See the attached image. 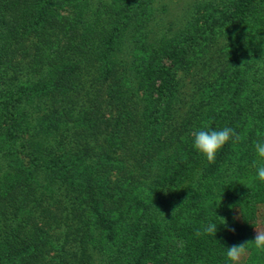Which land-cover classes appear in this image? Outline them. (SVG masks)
Wrapping results in <instances>:
<instances>
[{
  "label": "rangeland",
  "instance_id": "1",
  "mask_svg": "<svg viewBox=\"0 0 264 264\" xmlns=\"http://www.w3.org/2000/svg\"><path fill=\"white\" fill-rule=\"evenodd\" d=\"M235 5L0 0V99L22 96L9 108L23 139L42 161L70 171L66 178L63 169L38 171L26 180L28 159L7 135L10 120L0 116V264H201L189 254L185 230L212 208L222 220L217 207L227 191L245 186L259 194L245 219L243 207L234 209L233 234L247 232L252 241L256 228L264 230V183L255 181L253 167L261 163L254 143L264 140V0L241 20L230 16ZM179 47L185 53L172 67ZM166 68L174 77L161 103ZM205 125L240 136L216 155L227 182L210 177V198L199 181L212 163L191 135ZM80 127L91 136L71 139ZM96 129L102 132L95 139ZM80 174L87 176L76 179ZM78 180L115 197L81 195ZM91 198L106 225L81 216ZM230 202L237 203L232 196ZM223 254L219 264H229ZM241 264H264V252L249 245Z\"/></svg>",
  "mask_w": 264,
  "mask_h": 264
},
{
  "label": "trees",
  "instance_id": "2",
  "mask_svg": "<svg viewBox=\"0 0 264 264\" xmlns=\"http://www.w3.org/2000/svg\"><path fill=\"white\" fill-rule=\"evenodd\" d=\"M258 0H236V5L232 10L231 17L234 19H243L245 17V14L247 13L248 9ZM43 45H45V42L43 41ZM185 53L184 47H179L176 51V54L172 57L171 60V66H176L179 64L182 55ZM173 72L171 68H166L164 70L163 75L160 78V85L157 89V93L159 96V100L162 101L165 99L166 93L171 89L172 86V81H173ZM22 96H18L14 98L13 96L10 97V99H0V116L6 117L7 119L10 120V124L8 127L7 135L8 137L12 140V144L16 148V150L25 156L28 159V167L26 169V180H32L34 179V175L38 171H44L46 173L49 172H54V170L59 171L61 170V173L64 175V178L69 176V170L66 167H59L57 163L50 161V162H44L40 159L38 156L36 150L28 143L26 142L22 135L21 132L17 129L19 126V118H18V113L15 112L14 110H11L9 108V105L12 102H17L18 99H20ZM65 100V99H64ZM65 107H68V104H72L71 98H66ZM81 120H86V114L83 115ZM70 123V122H69ZM93 132L92 135H94V131L90 130ZM97 131L100 133L102 131L96 129V133L94 135L95 139L97 138ZM88 136H91V133L88 132V128H79L75 129V132L71 133V139L74 140H82L84 138H88ZM93 137V136H92ZM125 139V138H123ZM122 139V140H123ZM85 147H82V151ZM81 153V152H80ZM79 153V154H80ZM223 157V156H222ZM220 156L215 160L214 163L211 165V170H204L203 172L206 171V175L204 174V179L199 181L200 184V191L204 192V194L207 196V198H210V190H209V178L211 177L213 181L218 177H224L221 176L216 169V165L221 164L220 159H222ZM246 158L245 156L242 157V161H244ZM243 173V172H242ZM83 174L77 175L76 179L83 177V179L87 176H82ZM242 175V174H241ZM240 175V176H241ZM245 176V175H244ZM82 179V178H81ZM222 179V178H221ZM226 178L224 177L223 180H220V184L225 186L226 181H224ZM87 182H81L78 180V184H75L73 181V184L75 185L74 191L77 193L81 194H86L89 196H95L96 194H101L104 196H108L110 198H114L115 195H108L107 193L105 194L103 191H101L100 186H94V184H88L90 181L85 180ZM255 181H259L256 179ZM260 182V181H259ZM239 183V182H237ZM243 186V185H242ZM108 187V186H106ZM252 188V187H251ZM225 189V188H224ZM259 188H257L258 190ZM257 190L255 193H253V188L250 189L248 186H245L244 188H240L237 190H230L227 191L226 195L229 196L224 204L219 205L217 207L218 209H222L225 213H223V218L226 220V224H224V221L221 220L218 217V213H216L215 209H213V212L211 213L210 216H207L208 219H206L203 223H197L194 228H192V232H189L188 230L186 231V238L185 242H188L190 244L188 247L189 254L192 256V258L197 261L201 262V264H219L221 259H225V255L223 254V251L226 250L227 248L233 246V245H238L243 242L249 241L248 233L244 235L243 233L241 235L237 234L235 236V233L237 228H239V223L235 220V217L233 215V211L235 208L238 207H243V218L245 219L246 215H249L250 211V203L256 199L257 197ZM81 192V193H80ZM123 193V190L116 192V197H120L121 194ZM237 194V196H235ZM232 196L233 202H237L236 204H232L230 202V198ZM200 197H203V195H199L198 199ZM121 199V197H120ZM90 202L92 203L89 207V210L83 209L82 207H79V211L81 213V216H94L95 222L98 220V222L101 224V226L106 225L104 224L105 219L100 213L99 208L97 207V202L95 199L91 198ZM85 203L90 204L88 201ZM186 221V219L184 220ZM249 221V219H248ZM104 222V223H103ZM209 222H214L217 224V232L215 235H201V236H196L195 232L197 230L203 231V227L207 225ZM191 223V222H190ZM184 226L187 227V224L184 223ZM107 227V226H106ZM103 228V227H102ZM82 231V226H80L78 229L75 230V233L78 234V232ZM221 232H228L232 233V237L227 238L225 235H222ZM234 235V236H233ZM92 236V235H91ZM92 238V237H91ZM148 250V249H147ZM147 250H144L146 253ZM147 256L148 258H154L153 251L154 250H148Z\"/></svg>",
  "mask_w": 264,
  "mask_h": 264
},
{
  "label": "clouds",
  "instance_id": "3",
  "mask_svg": "<svg viewBox=\"0 0 264 264\" xmlns=\"http://www.w3.org/2000/svg\"><path fill=\"white\" fill-rule=\"evenodd\" d=\"M193 137L194 149L202 154L209 163H214L217 153L229 142L240 140L239 134L231 127L225 126L220 130H211L208 125L203 128L194 130L191 133ZM259 135V134H258ZM254 150L261 163L253 161V167L256 169V178L264 183V140H258L254 143ZM222 218V217H221ZM224 224L226 220L222 218ZM217 224L209 222L203 227V231L197 230L196 236L215 235ZM254 247L264 252V230L256 228V234L252 241L243 242L233 245L226 249V260L229 264H241L242 258L247 254L248 246Z\"/></svg>",
  "mask_w": 264,
  "mask_h": 264
}]
</instances>
